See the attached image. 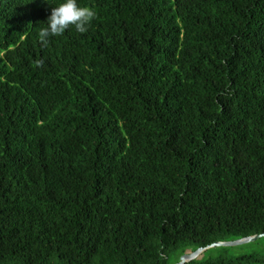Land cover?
<instances>
[{"label":"trees","instance_id":"obj_1","mask_svg":"<svg viewBox=\"0 0 264 264\" xmlns=\"http://www.w3.org/2000/svg\"><path fill=\"white\" fill-rule=\"evenodd\" d=\"M59 3L0 0V264H177L264 234V0H79L89 30L44 46Z\"/></svg>","mask_w":264,"mask_h":264},{"label":"clouds","instance_id":"obj_2","mask_svg":"<svg viewBox=\"0 0 264 264\" xmlns=\"http://www.w3.org/2000/svg\"><path fill=\"white\" fill-rule=\"evenodd\" d=\"M50 14L42 23L45 26L39 31L42 45L47 46L53 37L62 36L70 28L84 34L89 30L97 13L89 6H81L79 0H60L55 7H49ZM43 62H38V66Z\"/></svg>","mask_w":264,"mask_h":264},{"label":"rangeland","instance_id":"obj_3","mask_svg":"<svg viewBox=\"0 0 264 264\" xmlns=\"http://www.w3.org/2000/svg\"><path fill=\"white\" fill-rule=\"evenodd\" d=\"M248 255L264 257V237L242 245L215 247L206 251L195 260L197 264H203L206 261L215 260L221 256L237 258Z\"/></svg>","mask_w":264,"mask_h":264},{"label":"water","instance_id":"obj_4","mask_svg":"<svg viewBox=\"0 0 264 264\" xmlns=\"http://www.w3.org/2000/svg\"><path fill=\"white\" fill-rule=\"evenodd\" d=\"M263 237H264V234H260V235H254L251 237H247V238H243V239L231 241V242H217V243H214V244L207 246L205 248H199L192 253L183 255L177 264L190 263V262L194 261L195 259H197L200 255H202L206 251H208L212 248H215V247L242 245V244H246L249 242H253V241L258 240V239L263 238Z\"/></svg>","mask_w":264,"mask_h":264}]
</instances>
